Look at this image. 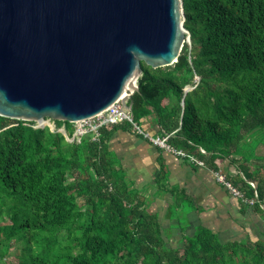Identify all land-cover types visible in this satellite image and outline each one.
I'll use <instances>...</instances> for the list:
<instances>
[{
  "label": "trees",
  "instance_id": "1",
  "mask_svg": "<svg viewBox=\"0 0 264 264\" xmlns=\"http://www.w3.org/2000/svg\"><path fill=\"white\" fill-rule=\"evenodd\" d=\"M182 2L192 43L171 66L143 62L129 100L134 120L171 134L169 144L186 161L195 156L214 174L223 172L243 196L218 183L242 212L264 222V0ZM196 76L199 83L185 94ZM55 123L74 131V124ZM32 124L0 116V264H264V227L256 238L224 241L199 224L171 241L149 211L151 199L110 148L118 131L144 139L131 123L73 144ZM158 165L161 186L162 156ZM185 199L177 197L173 209L186 205L188 214Z\"/></svg>",
  "mask_w": 264,
  "mask_h": 264
},
{
  "label": "water",
  "instance_id": "2",
  "mask_svg": "<svg viewBox=\"0 0 264 264\" xmlns=\"http://www.w3.org/2000/svg\"><path fill=\"white\" fill-rule=\"evenodd\" d=\"M183 17L182 0H0V116L75 124L118 101L132 111L143 62L178 61Z\"/></svg>",
  "mask_w": 264,
  "mask_h": 264
},
{
  "label": "crops",
  "instance_id": "3",
  "mask_svg": "<svg viewBox=\"0 0 264 264\" xmlns=\"http://www.w3.org/2000/svg\"><path fill=\"white\" fill-rule=\"evenodd\" d=\"M151 129L153 133L158 131L155 124ZM110 148L135 186L151 199L149 211L159 215L173 243L190 235L199 224L224 241L253 238L254 230L259 234L263 221L252 210L242 212L238 199L218 183L207 167L161 151L147 140L123 131L114 134ZM160 156L166 171L161 186L156 181ZM181 195L186 197L184 204L189 206L188 214L184 212L186 205L178 207L177 211L173 209ZM182 219L186 222H181Z\"/></svg>",
  "mask_w": 264,
  "mask_h": 264
},
{
  "label": "built area",
  "instance_id": "4",
  "mask_svg": "<svg viewBox=\"0 0 264 264\" xmlns=\"http://www.w3.org/2000/svg\"><path fill=\"white\" fill-rule=\"evenodd\" d=\"M184 23H185V17H183L182 19V28L186 36L185 45L188 44L190 46L191 35L189 30L185 28ZM199 80L200 78L196 76L194 85L186 86L184 89V93L187 94V92L192 91L199 83ZM181 105L182 107H184L183 100L181 102ZM125 121L133 125L136 134L142 135L144 139L146 140L148 139L153 145L175 156L181 158H187V155L184 151L178 150L169 144V138L172 136L171 134L163 133L162 135H159V134H151L150 132L146 131L142 126H140L137 122H135L132 111L125 108L122 105L121 101L116 102L115 104H113L112 106H110L105 111L98 114L97 116L75 123L74 131L71 135L68 134L65 125L62 127H57L55 121L49 118L42 121L33 122L34 124H32V127L35 129L49 127L54 132L62 133L65 136L67 142L73 144V143H80L82 138L89 134L92 136L93 141H98L100 139L101 128L109 125L123 123ZM200 151L203 154H207L206 150H204L203 148H200ZM188 161L200 167L206 166L203 160L195 156H190L188 158ZM215 177L216 180L219 183L223 184L226 188H228L234 196L236 197L243 196L242 193L236 187H234V185L230 181H228L227 176L223 172L221 171L216 172Z\"/></svg>",
  "mask_w": 264,
  "mask_h": 264
},
{
  "label": "rangeland",
  "instance_id": "5",
  "mask_svg": "<svg viewBox=\"0 0 264 264\" xmlns=\"http://www.w3.org/2000/svg\"><path fill=\"white\" fill-rule=\"evenodd\" d=\"M192 43V42H191ZM146 124V126H145V130L146 131H148V132H150L151 134H154L153 132H155V131H153L151 128L153 127V125H151V123L150 122H146L145 123ZM149 126V127H148ZM151 127V128H150ZM134 136H136V137H138L137 135H135V134H133ZM155 146V145H154ZM260 154H264V148L261 146V148H260ZM264 227V222H263V225H261L260 226V229L259 230H261L262 228ZM252 234H253V238H255V237H258V235L259 234H257L256 232H255V230L252 232Z\"/></svg>",
  "mask_w": 264,
  "mask_h": 264
},
{
  "label": "bare ground",
  "instance_id": "6",
  "mask_svg": "<svg viewBox=\"0 0 264 264\" xmlns=\"http://www.w3.org/2000/svg\"><path fill=\"white\" fill-rule=\"evenodd\" d=\"M255 213V212H254Z\"/></svg>",
  "mask_w": 264,
  "mask_h": 264
}]
</instances>
